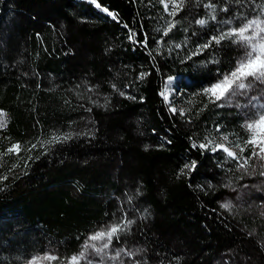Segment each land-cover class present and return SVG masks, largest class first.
I'll return each instance as SVG.
<instances>
[{
  "label": "trees",
  "instance_id": "trees-1",
  "mask_svg": "<svg viewBox=\"0 0 264 264\" xmlns=\"http://www.w3.org/2000/svg\"><path fill=\"white\" fill-rule=\"evenodd\" d=\"M208 2L185 0L173 17L160 0H0V154L21 146L0 155V264L71 256L125 212L135 223L108 251H140L113 264H264V169L211 151L225 135L244 146L248 113L239 96L202 94L243 49L222 41L193 55L264 0H211L217 21L200 26ZM169 77L176 113L159 95ZM261 94L256 84L249 96Z\"/></svg>",
  "mask_w": 264,
  "mask_h": 264
},
{
  "label": "snow or ice",
  "instance_id": "snow-or-ice-1",
  "mask_svg": "<svg viewBox=\"0 0 264 264\" xmlns=\"http://www.w3.org/2000/svg\"><path fill=\"white\" fill-rule=\"evenodd\" d=\"M92 2L97 4V7H101V5L97 3V0H92ZM160 2L164 5L165 11L168 10L169 4H172L173 7L170 15L174 17L177 12L183 8L185 0H160ZM204 7L208 10V14L207 18L196 20V24L200 26L207 25L209 21H217V6L209 0ZM102 10L115 18L116 14L109 12L107 7L102 8ZM221 10L225 12L228 11L227 8ZM237 19L241 20V23L239 26L235 27L232 26L235 22L233 19L220 21L219 23L229 26L228 30H218V34L211 36L204 44L193 52V55H198L206 49L213 47V45H220L222 41L238 44L243 49V55L236 61L234 67L229 69L226 73H219L220 78L209 87L204 88L202 94L207 96L213 103L222 99L225 103H230L231 99L238 95L248 97V104L244 105V108L250 109L251 111L247 117L246 123L242 125L248 134V139L244 141L243 147H241L240 144L234 145V147L239 149L241 155H237V152L230 150L224 144H216L211 148V151L213 152L217 151V149L223 150L227 154V157L237 162V166L240 170L247 172L253 158L259 160L261 169H264V103H260V96H249V93L253 90L256 84L264 85V6L260 7L259 14L253 18H245L241 15L240 17H237ZM125 27H127V25H125ZM175 27V23L170 24L164 32V35H167ZM135 35V33H132L130 39H134ZM142 43L146 44L147 40L145 39ZM177 47H180V45H177ZM212 62L219 63L217 60ZM146 75L148 74L141 73V78ZM172 80V77L168 78L159 95L169 104V110L172 113H176L178 111L177 108L172 106V102L169 100V85L172 83ZM113 87H115V85H113ZM120 94L124 95L123 92ZM237 107H240V105H237ZM90 110L91 109H89V111ZM179 113L180 115H184V110L180 109ZM7 124V113L0 109V130L6 128ZM71 138L72 134H64L62 136L53 135L47 143L66 142ZM223 139L227 141L228 136L225 135ZM208 143L211 144L213 142L209 141ZM32 147L35 148L36 145H32ZM192 147L206 149L208 148V144L197 145L196 143H193ZM249 148L251 149L250 155L243 156L242 153ZM20 152L21 146L19 142H17L7 148L6 151L0 155H8L12 153L19 155ZM195 167L196 162L193 161L190 165H184V168L181 169V173H183L185 169L192 171ZM259 174L264 176V171H261ZM128 199L131 201V197H128ZM221 207L231 210L232 204L230 201L225 202ZM134 223L135 220L128 219L127 213L125 212L119 222L112 223L106 227L102 226L99 230L90 234L81 245V250L78 254H73L66 259H60L59 257L52 255L33 257L32 260L29 261V264H39V261L41 260L48 262L57 261V264H93V261L89 258L91 254L100 256L101 260L99 264H103V256L106 250L112 248L113 240L118 241L122 234L130 232ZM139 251V249H137L136 252L128 251L124 248L114 249L115 255L112 256L111 259L113 261L118 260L122 254L132 257ZM121 264H123L122 261ZM134 264H139V262L136 261Z\"/></svg>",
  "mask_w": 264,
  "mask_h": 264
},
{
  "label": "rangeland",
  "instance_id": "rangeland-1",
  "mask_svg": "<svg viewBox=\"0 0 264 264\" xmlns=\"http://www.w3.org/2000/svg\"><path fill=\"white\" fill-rule=\"evenodd\" d=\"M242 56V55H241ZM239 96V95H238ZM238 96H235L231 99L230 102L234 103V101H236V99L234 98H237ZM257 96H260L261 97V100H260V103H264V95H257ZM170 97V96H169ZM243 99H242V98ZM238 102L242 103L241 106L243 105H246L248 104V97H245V96H239L238 97ZM244 108V107H243ZM244 110L246 111V113H250V109H246L244 108ZM258 139H259V136H258ZM217 144H224L225 146H227L230 150L232 151H235L237 152V155H240L239 153V149L235 148L234 146H230V144L228 143V141H225L222 137L219 139V141L217 142ZM105 227V226H104ZM94 233V232H93ZM92 234V233H91ZM90 235V234H89ZM80 252V251H79ZM79 252L75 253V254H78ZM45 255H52V256H56V257H59L60 259H66L67 257H70V256H63V255H60L59 253H57L55 250H50L48 251L46 254L44 255H39V256H35V257H43ZM89 258L93 261V264H99L100 260H101V257L100 256H96L94 254H91L89 256ZM32 259H30L31 261ZM29 264V262L27 263ZM39 264H57V261H51V262H48V261H39ZM103 264H113L112 262V259H111V253H109L108 250H106L104 256H103Z\"/></svg>",
  "mask_w": 264,
  "mask_h": 264
}]
</instances>
